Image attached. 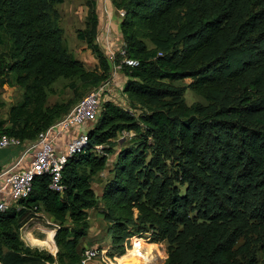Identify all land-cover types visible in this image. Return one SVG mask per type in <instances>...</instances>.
<instances>
[{"label":"trees","instance_id":"obj_1","mask_svg":"<svg viewBox=\"0 0 264 264\" xmlns=\"http://www.w3.org/2000/svg\"><path fill=\"white\" fill-rule=\"evenodd\" d=\"M62 1L0 0V43H8L1 83L14 72L23 88L0 119V133L21 142L80 99L47 104L56 80L99 85L110 76L112 61L96 41L95 1L87 0L86 25L76 31L97 59L94 69L65 44L56 9ZM111 2L122 10L124 56L137 62L121 70L122 91L138 112L101 101L85 141L62 163V188L49 185V173L35 174L29 192L0 209V261L81 264L77 246L90 226L88 209L100 204L110 255L124 254L123 241L133 234L149 232L151 241H169L161 264H257L246 238L264 230V0ZM184 78L186 86L175 83ZM187 87L206 103L187 104ZM124 131L133 132L125 143ZM105 168L96 193L92 177ZM27 208L56 223L55 254L20 236ZM40 243L50 244L48 232Z\"/></svg>","mask_w":264,"mask_h":264},{"label":"rangeland","instance_id":"obj_2","mask_svg":"<svg viewBox=\"0 0 264 264\" xmlns=\"http://www.w3.org/2000/svg\"><path fill=\"white\" fill-rule=\"evenodd\" d=\"M99 4L102 6L103 2ZM100 6V9L102 7ZM56 9L58 11L57 16V22L59 26L62 28V36L65 41V44L67 45L68 49L73 52H75V55H79V57L82 58L84 61V64L86 68L94 69L97 67V61L95 58H93L94 54H92L89 50H86L85 42L82 40L77 39L76 37V31L77 29H82L86 25V18L89 10V6L87 4V0H63L61 3L56 4ZM103 17L100 16V19ZM111 20L110 25L108 26V20L105 21L104 26L99 28V34H101V31L103 29H108L109 32L112 34V41L110 42V48H108L107 45L103 43V41H98L102 49L107 53L109 50H111L112 53V59L113 62H117L119 58V51L122 47L121 45V38L118 35L116 31V18L111 17L109 18ZM109 27V28H108ZM97 41V39H96ZM151 45L150 43H148ZM8 51V43L2 44L0 43V55H3L5 58H8L7 56ZM95 63V64H94ZM15 76L16 74L14 72L9 74V79L7 82L1 83L2 78H0V119H4L7 116V112L9 109V106L15 102H17L21 96L23 88L15 85ZM125 75L122 72V70H117L116 75L114 77H111L109 79L108 88L105 89L102 96L101 101H103L105 98H114L117 102L124 104L126 102V105L133 110L136 109V113L138 112L139 105L136 104L134 101H130L127 95L122 91L121 85L123 84ZM71 82H73V85H70ZM189 82L188 78H184L181 80H177L175 83L179 85L186 86ZM121 84V85H120ZM97 85H91L89 82H82L81 80L77 78L73 79H63L59 78L56 80L53 84L51 89L53 90V93H46L47 97H50V102L56 101H62V100H68V102H71V104L75 103L79 98H81L85 93L89 92L93 88H95ZM183 98L187 104H192L195 102H201L206 103V100L191 90L190 88H186L183 94ZM136 104V105H133ZM125 105V106H126ZM132 105V106H131ZM8 123H6L7 125ZM92 124V123H90ZM86 127V124H85ZM125 139H123L124 143L132 136L131 134L133 132H126L125 131ZM79 135L76 134L74 139L72 141H76L79 138ZM118 141V140H117ZM116 141V142H117ZM118 147V144L115 145V148ZM13 148H16V145H11L10 147L7 146L5 148H0V150H4L9 153L12 151ZM108 162L110 163L115 156V151H111L108 154ZM9 156V155H7ZM107 173V168H105L103 171H100L93 175L92 177V183L96 189H99V186L102 184L103 179L105 178V175ZM101 205H97L95 207H92L90 209L89 213V221H90V237L92 240L89 242H85V246L93 245L98 247H105L106 250H109L110 242L108 241V236L106 232V226H107V220L103 217L102 211H101ZM54 229L52 227H47L46 232L49 234V241L50 244L47 246H44L40 249L43 251L50 252L55 250V241L53 237ZM132 237H137L138 240L144 239L145 241H142L139 243L140 248L148 249L151 244H157L158 248L155 251L156 256L154 259L153 264H161L166 255H167V245H168V239H161L159 241H151L149 239V232H142L141 234H133ZM142 236V237H141ZM247 251L254 252L255 255L258 257L257 264H264V230L263 228L260 230H254L247 238ZM245 240V238L241 237L238 239L237 244L242 243ZM123 244L125 246V253L129 247L132 246V240L130 237H128L126 240L123 241ZM33 247V246H31ZM48 248V249H47ZM124 253V254H125ZM54 254V253H53ZM115 257L112 258V262L106 263L105 261H102L99 257H94L90 261L93 262V264H120V255L119 253H114ZM240 255L244 257L245 252L240 251ZM35 256V255H34ZM18 264H56L44 261V259H41L39 257H34L33 259H30V261H25L23 263Z\"/></svg>","mask_w":264,"mask_h":264},{"label":"built area","instance_id":"obj_3","mask_svg":"<svg viewBox=\"0 0 264 264\" xmlns=\"http://www.w3.org/2000/svg\"><path fill=\"white\" fill-rule=\"evenodd\" d=\"M110 53L108 58L111 60L112 54L110 55ZM119 53L122 58L118 62L111 60L110 76L106 81L85 93L62 117L37 134L34 143L38 146L34 148L33 154L27 163L22 164L20 156L9 165L0 166V209L6 208L9 204L17 201L18 198L25 196L31 189V180L35 174L49 173V185L56 189L62 188V163L68 153L79 148L81 143L85 141V133L79 134V139L75 142L71 141L66 152L56 150L59 135L73 126L93 123L100 110L101 96L104 90L108 88L109 79L116 75L117 70H121L123 64L135 65L137 63L136 60L124 56L123 47H121ZM125 134L124 131L123 135ZM21 143L13 135L0 133V148ZM29 148L27 147L23 152L29 150ZM94 257H99L102 261L109 263L112 262L111 257H115V255H110L105 247L83 246L80 252L81 264H86Z\"/></svg>","mask_w":264,"mask_h":264},{"label":"crops","instance_id":"obj_4","mask_svg":"<svg viewBox=\"0 0 264 264\" xmlns=\"http://www.w3.org/2000/svg\"><path fill=\"white\" fill-rule=\"evenodd\" d=\"M94 1L96 3V12L98 14V25H97V34H96L97 43L99 44L98 41H103V43L105 45H107L108 48H110L109 44H111L110 42L112 41V36H111L112 34L109 32L108 29H103V31H101V34H99V28L104 26V23L106 20H108V26H109L110 25L109 23H111V20L109 18H111V17L116 18L117 17L115 28H116L118 35L121 38V45H122L123 40H122V36L120 33V29H119V21H120V16L122 14V11L116 9L114 7L113 3L111 2V0H94ZM99 2L100 3L103 2L102 6L99 4ZM100 6L102 7V9H100ZM100 16L103 18L100 19ZM85 47H86V44H85ZM86 50H89L91 52V50L87 47H86ZM102 50L104 51V49H102ZM70 52H72L74 55L76 54L72 50ZM110 52H111V50H109L107 53L105 52L107 57H108ZM75 56L77 58H79L84 64V61L82 60L81 57H79V55L78 56L75 55ZM93 58H95V56H93ZM96 61H97V59H96ZM84 67L86 68L85 64H84ZM86 69H89V68H86ZM124 80H125V78H124ZM121 87H122V85H121ZM106 99H110L113 102H115L116 104H118L122 107L128 108V106L126 105V102H124V104H121V103L117 102L114 98H105L104 100H106ZM54 102H56V100H54L53 102H50V97H47V104L52 105ZM88 125H90V124H86V127H85V124L76 125V126H73L69 130H65V131L61 132L59 135L60 136L59 140L56 144V150L58 152H66L68 149V145L74 139L75 135L85 133V130H86ZM37 146L38 145L34 143V140H31V141H25V142H22L21 144L16 145V148H13L12 151L9 153H7L5 151V149L0 150V166L9 165L13 161L17 160L20 156H21V163L22 164L27 163L30 156H32V154H33L34 148H36ZM27 147H30L29 150L23 152ZM3 148H5V147H3ZM7 155H9V156H7ZM92 185H93V183H92ZM93 187H94V185H93ZM101 188H102V184L99 186V189H96L94 187L96 193H100ZM18 207H20V206L18 205ZM91 208L92 207H90L88 209V212L90 211ZM55 225H56V223L50 218V215L47 212H45L43 210H33L31 208H27L24 215L20 216L19 233H20V236L22 237V239L25 241L26 244L33 246V247L36 246V247L42 248L44 246L40 243V241H41V239L44 238L47 227H52L55 231ZM90 226L88 228L87 233L82 235L79 238V242H78V246H77L78 250L82 246H85L86 241L89 242L90 240H92L90 237L91 236L90 235ZM44 248H46V247H44ZM56 250H57V245L55 247V250L54 251L50 250V252L52 254L53 253L55 254ZM0 264H4V263L2 261H0ZM86 264H93V262H91L89 260Z\"/></svg>","mask_w":264,"mask_h":264},{"label":"bare ground","instance_id":"obj_5","mask_svg":"<svg viewBox=\"0 0 264 264\" xmlns=\"http://www.w3.org/2000/svg\"><path fill=\"white\" fill-rule=\"evenodd\" d=\"M130 239L132 240V246L127 249L125 254L120 256V264H153L158 245L152 243L148 249L140 248L139 243L145 241L144 239L138 240L137 237H131Z\"/></svg>","mask_w":264,"mask_h":264},{"label":"water","instance_id":"obj_6","mask_svg":"<svg viewBox=\"0 0 264 264\" xmlns=\"http://www.w3.org/2000/svg\"><path fill=\"white\" fill-rule=\"evenodd\" d=\"M85 138H86V136H85Z\"/></svg>","mask_w":264,"mask_h":264}]
</instances>
